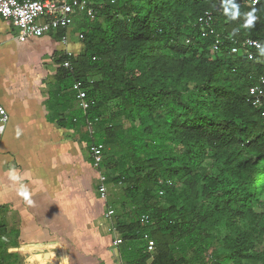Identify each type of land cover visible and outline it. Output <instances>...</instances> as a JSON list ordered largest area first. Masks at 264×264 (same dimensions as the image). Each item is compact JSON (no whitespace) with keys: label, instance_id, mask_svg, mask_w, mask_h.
I'll return each instance as SVG.
<instances>
[{"label":"trees","instance_id":"16d2710c","mask_svg":"<svg viewBox=\"0 0 264 264\" xmlns=\"http://www.w3.org/2000/svg\"><path fill=\"white\" fill-rule=\"evenodd\" d=\"M92 5L93 18L75 20L84 49L58 59L71 63L61 65L59 85L82 81L90 105L83 110L76 91L65 95L62 121L102 144L101 167L117 173L107 176L120 188L107 203L124 263L255 261L251 241L264 237V124L247 93L264 75V58L229 53V38L264 41V0ZM206 11L218 46L200 34ZM14 233L0 221V264L18 260Z\"/></svg>","mask_w":264,"mask_h":264},{"label":"crops","instance_id":"0c3cea01","mask_svg":"<svg viewBox=\"0 0 264 264\" xmlns=\"http://www.w3.org/2000/svg\"><path fill=\"white\" fill-rule=\"evenodd\" d=\"M63 33L20 42L0 16V221L17 231L15 264H120L88 136L62 121L75 90L59 85L58 59L81 51L73 29L67 43Z\"/></svg>","mask_w":264,"mask_h":264},{"label":"built area","instance_id":"2783aa9c","mask_svg":"<svg viewBox=\"0 0 264 264\" xmlns=\"http://www.w3.org/2000/svg\"><path fill=\"white\" fill-rule=\"evenodd\" d=\"M259 1L251 0V4L256 5ZM111 2H114V0H111ZM92 4L93 0H0V16L12 23L17 30V39L20 42H25L29 38L63 31L61 40L63 43H67L78 15L85 14L88 17H94L95 8ZM197 23L201 36L213 35L217 46L222 43L221 36L215 32L213 16L210 12L206 11L199 16ZM77 38L81 40L83 38L82 34L78 32ZM229 41V53L231 54L243 53L249 59H254L256 53H260V56L264 58L263 40L257 38L238 40L230 37ZM65 53L68 57H74L70 51ZM62 66L71 67L70 60H65ZM73 89L76 91L80 107L86 110L90 105V100L87 97V88L83 86L82 81H75ZM247 101L260 110L264 124V75L249 87ZM7 120L8 114L0 104V123H6ZM89 127H91V124H89ZM103 150L104 146L102 144H91V158L94 167L98 171V194L101 199L106 200L108 190L107 176L101 171ZM114 214L115 210L111 206L107 207L105 217L112 218ZM142 218L145 219L146 216H142ZM113 230L117 233L114 244L118 245L122 242V238L119 236L116 227H113ZM143 238L146 242L147 251L152 252L154 249L153 239L147 233L144 234ZM120 264L125 263L122 261Z\"/></svg>","mask_w":264,"mask_h":264},{"label":"rangeland","instance_id":"374dc122","mask_svg":"<svg viewBox=\"0 0 264 264\" xmlns=\"http://www.w3.org/2000/svg\"><path fill=\"white\" fill-rule=\"evenodd\" d=\"M73 34H72V40L73 42L75 43H78L81 47V49H84V46H83V43L81 42V40H78L77 38V34H78V31L76 30V22H74L73 24ZM77 32V34H76ZM81 51H79L77 54H79ZM74 55V56H77ZM90 150H91V143L89 144V147H88V151H89V154H90ZM91 158V156H90ZM101 171L106 175H112V176H116V172H114L113 170H109V169H106L103 165L101 167ZM97 184H98V180H97ZM120 191V188L119 186L115 185V183H108V190H107V198L105 201H108L110 199V197H112L114 194L118 193ZM159 194H161V192H159ZM117 216V215H116ZM116 216L114 218H112V228L115 227V222H116ZM264 237L262 238H258L256 237L255 239H252L251 243H252V247L250 249V253H253L254 256H255V261L254 260H250V261H246V262H249L250 264H263V257H264ZM155 252V248L152 250V254ZM258 258L260 260H258ZM256 259L258 261H256Z\"/></svg>","mask_w":264,"mask_h":264}]
</instances>
